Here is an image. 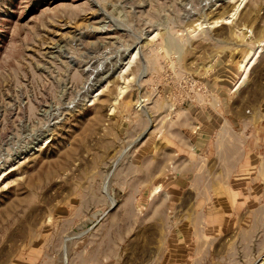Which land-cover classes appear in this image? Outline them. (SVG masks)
<instances>
[{
	"label": "rangeland",
	"instance_id": "1",
	"mask_svg": "<svg viewBox=\"0 0 264 264\" xmlns=\"http://www.w3.org/2000/svg\"><path fill=\"white\" fill-rule=\"evenodd\" d=\"M0 264H264V0H0Z\"/></svg>",
	"mask_w": 264,
	"mask_h": 264
},
{
	"label": "bare ground",
	"instance_id": "2",
	"mask_svg": "<svg viewBox=\"0 0 264 264\" xmlns=\"http://www.w3.org/2000/svg\"><path fill=\"white\" fill-rule=\"evenodd\" d=\"M257 50L255 51H250L249 54H248V57H247V60L245 62V64L241 65L240 69H241V76L239 77V80L236 82V84L241 81L240 79L241 78H244L248 72V70L250 69V67L252 66L255 58L257 57ZM235 84V85H236ZM240 85V83H238ZM236 87V86H235Z\"/></svg>",
	"mask_w": 264,
	"mask_h": 264
}]
</instances>
